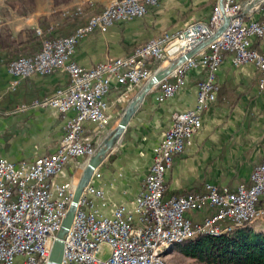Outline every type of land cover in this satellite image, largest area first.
<instances>
[{"label":"built area","instance_id":"1","mask_svg":"<svg viewBox=\"0 0 264 264\" xmlns=\"http://www.w3.org/2000/svg\"><path fill=\"white\" fill-rule=\"evenodd\" d=\"M157 0H113L105 12H93L66 35L41 38L40 48L32 55H21L6 62L11 74L7 87H15L19 79L31 73L45 74L65 70L67 82L54 89L53 94L30 101L31 106H51L64 117V130L54 148L31 159L12 161L0 156V264H45L53 235L59 226L71 198L77 176L78 157H87L95 147L83 122L98 126L108 122L106 113L108 92L112 79L129 87L142 84L150 74L169 63L211 35L229 16L224 28L193 54L184 58L155 84V97L169 96L183 81V71L201 65L204 74L195 83L192 107L174 111L165 125L161 138L152 147L151 161L141 179L137 192L126 202L110 204L107 213L100 210L105 204L104 190L92 183L93 169L88 182L79 193L70 224L63 234V249L59 264H154L152 249L159 242L176 234H190L203 227L218 228L249 215H259L255 207L264 193V156L249 173V182H238L233 188L217 189L206 182L201 192L170 193L163 197V173L173 155L188 143L200 123V113L214 100L218 84L214 71L228 54L233 65L250 61L256 74V84L264 88V52L251 45L252 35L264 31V18L244 20L236 0H221L211 6L206 19H193L176 30L162 29L158 34L138 43L124 55H106L89 66H82L70 55L77 41L94 29L103 30L115 20L143 15ZM76 12V11H74ZM40 33L39 28H35ZM159 61L154 67L148 65ZM172 77L173 80H169ZM125 91L118 98L124 99ZM25 103L16 109H23ZM72 164V172L64 173V165ZM61 174L63 178L55 179ZM212 207L199 220L185 215L187 210ZM104 243L108 256L96 255Z\"/></svg>","mask_w":264,"mask_h":264},{"label":"crops","instance_id":"2","mask_svg":"<svg viewBox=\"0 0 264 264\" xmlns=\"http://www.w3.org/2000/svg\"><path fill=\"white\" fill-rule=\"evenodd\" d=\"M87 1L77 0L85 16L94 11L101 12L113 2L91 0V4ZM236 1L244 20L264 18V0ZM213 3L214 0H157L141 16L115 20L103 30L90 31L77 41L70 57L82 66H89L105 55L127 54L136 44L145 43L162 29L172 31L193 19H206ZM61 19L52 18L45 23L50 27ZM6 20L13 36L20 28L37 26L36 18L32 16L13 25ZM20 37L24 35L20 34ZM250 40L254 48L264 52V31L261 35H252ZM165 64V61L161 63L162 66ZM204 72L201 65L186 68L182 83L171 95L160 100L155 97L157 85L143 95L123 132L96 167L98 175L92 176V183L104 190L105 204L99 207L102 212L107 213L112 202H126L137 192L151 161L153 145L161 138L174 111L193 106L195 83ZM256 74L252 62L233 65L228 54L223 53L214 71L218 84L215 98L201 111L199 126L189 142L173 155L165 169L163 197L170 193L204 191L206 182L216 185L217 189H231L238 182H249L250 170L264 156V88L257 86ZM10 78L6 62L0 57V156L18 161L51 151L63 133L65 115L72 112L60 113L51 106H31L29 103L34 98L53 94L54 89L63 86L68 78L66 71L31 73L22 78L15 76L19 80L12 89L7 87ZM136 89V86L121 85L114 79L110 81L105 95L107 125L119 118ZM122 91L126 94L124 99L118 98ZM21 103L27 106L16 109ZM83 126L94 143L100 136L96 122L86 120ZM85 158H77L74 171L75 176L77 171V177ZM70 172L72 164L67 163L64 173ZM62 178L61 174L55 176L57 180ZM211 211L212 207H203L187 210L185 215L195 221Z\"/></svg>","mask_w":264,"mask_h":264},{"label":"trees","instance_id":"3","mask_svg":"<svg viewBox=\"0 0 264 264\" xmlns=\"http://www.w3.org/2000/svg\"><path fill=\"white\" fill-rule=\"evenodd\" d=\"M83 21L80 12L76 11L65 14L50 27L39 21L40 33H36L34 27L27 28L24 37L19 35L18 38L0 32V57L7 62L21 55H32L40 48L43 36L66 35L74 32L75 26ZM158 63L155 62L153 67ZM263 205L264 194H261L255 206ZM188 237L173 243V248L210 264H264V230L253 228L247 222L217 235L195 233Z\"/></svg>","mask_w":264,"mask_h":264},{"label":"water","instance_id":"4","mask_svg":"<svg viewBox=\"0 0 264 264\" xmlns=\"http://www.w3.org/2000/svg\"><path fill=\"white\" fill-rule=\"evenodd\" d=\"M218 3H221V0H217ZM229 19V16L224 15L220 25L214 30V32L206 37L205 39L199 41L193 45L190 49L176 56L169 63L163 67L155 69L150 76L142 83L139 89L131 96L125 103L119 118L115 126L104 136L100 142L97 143L95 149L85 158L84 164L81 168V171L77 177L74 189L71 195V198L66 206L64 214L60 220L59 226L57 227L50 247L45 260V264H59L62 256L63 249V234L66 232L72 215L73 210L76 204L77 197L81 192L83 186L88 182L92 174L93 169H95L98 164L101 162L107 151L113 146L114 141L121 135L124 130V127L133 113L137 108L139 102L142 100L143 95L162 77L169 73L179 62L184 58L193 54L199 47L205 45L210 41L214 36H216L225 26ZM171 248V247H170ZM167 250V249H166ZM166 250L164 252H166Z\"/></svg>","mask_w":264,"mask_h":264},{"label":"rangeland","instance_id":"5","mask_svg":"<svg viewBox=\"0 0 264 264\" xmlns=\"http://www.w3.org/2000/svg\"><path fill=\"white\" fill-rule=\"evenodd\" d=\"M215 1L217 0H214V3ZM89 2H91L92 4L91 0L87 1V3ZM78 9L80 10V16L85 20V18L88 15L87 14H86L87 16L84 15V10L82 9L81 4L79 3L77 4V0H0V32L2 33L5 32L8 33L13 38H18L20 34L24 35L26 33L25 30L29 27L20 28L15 34V36H13L10 33V28L6 19H8L9 23L14 24L17 22L20 23L22 19L23 20L25 19V17L32 16L33 18H36L37 21V26H35L34 28H39L40 30V26H39L40 24L38 23L39 21L45 23L49 19L63 17L67 13H71L74 11L78 12ZM163 66L161 65L160 67ZM141 85L142 84L136 86L137 87L136 91L139 89ZM117 120L118 118L115 119V121ZM115 121H110L108 125L106 124L104 126L97 125L98 130H100L99 131L100 136L96 139V141H94L93 147H95L97 143L100 142V140L104 136H106L108 132L115 126L116 124ZM76 176H77V171H76ZM256 208H261L263 212L258 216L252 218L251 221L249 220L245 222H247V224L251 225L253 228L264 230V205ZM170 247L166 250V252H164L166 264H210L198 260L194 257L185 255L180 251H178L177 249L173 248V246ZM108 254L109 252L107 246L104 243H102L99 246L96 255L100 258H105L108 256Z\"/></svg>","mask_w":264,"mask_h":264},{"label":"bare ground","instance_id":"6","mask_svg":"<svg viewBox=\"0 0 264 264\" xmlns=\"http://www.w3.org/2000/svg\"><path fill=\"white\" fill-rule=\"evenodd\" d=\"M111 3H113V2H111ZM111 3L106 5L102 9L101 12H105V10L107 8L111 7ZM15 76L18 77V78H22V72H14V79H15ZM82 166H83V164H82ZM256 216H258V215H249V216L244 217L242 219H237L234 222H228L227 224L221 225V227H218V228L203 227V228H198V229L193 230L190 234H176V235H174V237H172L168 241L159 242L157 247L152 249V259H154V264H166L164 251L166 249H168L170 246H172L173 243H175V242L181 241V240L187 238L188 236L191 237V235H193L195 233H204V234H210V235H217V234H220L222 232L230 231L234 227L241 225L245 221H249V220L251 221V219L256 217Z\"/></svg>","mask_w":264,"mask_h":264}]
</instances>
